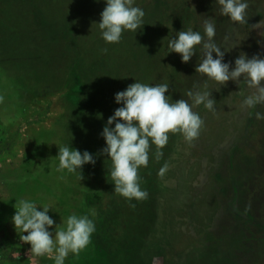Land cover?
<instances>
[{"label": "rangeland", "instance_id": "1", "mask_svg": "<svg viewBox=\"0 0 264 264\" xmlns=\"http://www.w3.org/2000/svg\"><path fill=\"white\" fill-rule=\"evenodd\" d=\"M245 2L248 24L232 23L219 6L209 17L217 45L234 48L224 57L233 67L240 52L264 58L261 30L251 27L264 20V0ZM204 4L134 0L145 12L144 26L107 44L98 27L106 0H0V264H55L31 255V246L20 240L11 219L16 200L34 202L40 210L50 206L48 215L57 225L72 214L88 215L95 229L101 225L99 209L119 195L110 177L112 162L99 155L106 146L100 134L122 106L115 94L135 82L167 83L173 101L188 99L190 90L212 91L214 112L203 104L193 109L204 120L199 137L189 143L182 134L169 133L159 161L152 145L148 166L138 169L140 187L170 212L186 209L195 222L208 221L220 243L237 245L231 248L241 264H264V120L255 116L264 114V104L242 107L252 91L243 78L216 91L213 81L195 72L199 46L189 63L167 46L181 30L204 34ZM59 146L93 154L96 163L83 166L82 181L78 172L57 171ZM165 164L168 169L159 176ZM222 225L231 232L224 234ZM103 234L95 231L89 246L79 256L70 253L64 264L107 263L97 245Z\"/></svg>", "mask_w": 264, "mask_h": 264}, {"label": "clouds", "instance_id": "2", "mask_svg": "<svg viewBox=\"0 0 264 264\" xmlns=\"http://www.w3.org/2000/svg\"><path fill=\"white\" fill-rule=\"evenodd\" d=\"M216 3L220 14L228 17L232 23L248 24L249 4L245 0H216ZM133 5L134 0H106L98 23L105 43H119L126 31L136 33L144 26L145 12ZM251 27L252 30L260 29L258 35L264 38V20ZM203 29V35L192 29L176 33L168 40L169 53L180 54L182 63H189L199 46L195 72L213 81L216 91L226 87L229 81L238 84L243 78L247 88L252 91L244 99L242 107L254 108L264 104V58L259 53L248 58L246 53L240 52L233 67L231 62H224V57L234 48L225 49L217 45L214 40L216 26L211 18H204ZM102 51L106 53L107 48ZM169 90L167 83L129 84L125 90L115 94V102L122 106L115 109L100 134L106 146L99 155L106 156L112 162L110 177L115 186L114 192L129 202L133 199L143 201L149 197V193L140 187L138 169L148 166L151 146L155 145V157L159 161L163 156L162 149L168 143L169 133L182 134L189 143L199 137L204 120L198 112L193 111L196 106L203 104L206 110L215 111L216 101L212 98V91L190 90L186 93L188 99L173 101L166 95ZM240 94H244L243 89H240ZM3 100L4 97L0 96V103ZM255 116L258 120H264V114L260 112H256ZM58 149L55 156L59 161L57 171L78 172L79 181L84 179L83 166L96 163L93 154L88 151L81 152L69 146H59ZM167 169L168 165L165 164L158 175L163 176ZM130 206L135 207L134 204ZM14 208L15 214L11 218L14 228L17 233H22L20 240L31 246L29 253L35 257L47 256L54 259L55 264H64L70 253L79 256L91 243L95 224L88 215L72 214L63 224L57 225L48 215L51 209L48 205L40 210L34 202L19 199ZM54 225V231H50Z\"/></svg>", "mask_w": 264, "mask_h": 264}, {"label": "trees", "instance_id": "3", "mask_svg": "<svg viewBox=\"0 0 264 264\" xmlns=\"http://www.w3.org/2000/svg\"><path fill=\"white\" fill-rule=\"evenodd\" d=\"M217 8L216 0H205L202 9L210 17ZM97 219L101 225L95 231L104 232L98 236L97 245L107 260L99 264H154L156 257L162 264H241L233 248L237 245L220 243L222 238L210 230L208 221L195 222L186 209L172 213L156 199L129 202L119 195L113 205L99 209ZM222 226L228 231L224 234L229 233L231 226Z\"/></svg>", "mask_w": 264, "mask_h": 264}]
</instances>
